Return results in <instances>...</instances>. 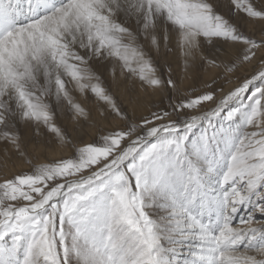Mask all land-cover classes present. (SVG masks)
<instances>
[{
  "label": "snow or ice",
  "instance_id": "1",
  "mask_svg": "<svg viewBox=\"0 0 264 264\" xmlns=\"http://www.w3.org/2000/svg\"><path fill=\"white\" fill-rule=\"evenodd\" d=\"M0 264H264V0H0Z\"/></svg>",
  "mask_w": 264,
  "mask_h": 264
},
{
  "label": "rangeland",
  "instance_id": "2",
  "mask_svg": "<svg viewBox=\"0 0 264 264\" xmlns=\"http://www.w3.org/2000/svg\"><path fill=\"white\" fill-rule=\"evenodd\" d=\"M178 72H179V68L177 67V69H176Z\"/></svg>",
  "mask_w": 264,
  "mask_h": 264
}]
</instances>
